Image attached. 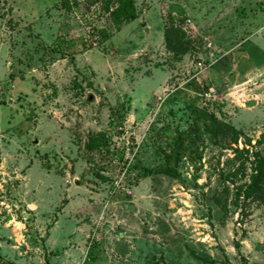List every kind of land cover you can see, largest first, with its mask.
Returning <instances> with one entry per match:
<instances>
[{"label":"rangeland","instance_id":"1","mask_svg":"<svg viewBox=\"0 0 264 264\" xmlns=\"http://www.w3.org/2000/svg\"><path fill=\"white\" fill-rule=\"evenodd\" d=\"M104 1L0 0V264H264V0Z\"/></svg>","mask_w":264,"mask_h":264},{"label":"trees","instance_id":"2","mask_svg":"<svg viewBox=\"0 0 264 264\" xmlns=\"http://www.w3.org/2000/svg\"><path fill=\"white\" fill-rule=\"evenodd\" d=\"M113 6L111 9L110 7ZM103 9L108 11L110 17L115 21H127L134 17L133 12V2L132 0H105ZM179 29L174 28L172 25L166 26L164 29L163 38L165 41V46L168 50H171L178 44L180 40ZM175 39V40H173ZM173 42V43H172ZM172 43V44H171ZM184 51V47H180V52ZM254 163L250 165V172L248 174V181L241 186L235 187V199L241 195L243 199L256 198L257 194L261 195L262 186L261 183L264 180V169L262 167V162L256 159L257 153H254ZM238 201L235 200V203ZM235 248L238 250V244L235 243Z\"/></svg>","mask_w":264,"mask_h":264},{"label":"built area","instance_id":"3","mask_svg":"<svg viewBox=\"0 0 264 264\" xmlns=\"http://www.w3.org/2000/svg\"><path fill=\"white\" fill-rule=\"evenodd\" d=\"M209 46V45H208ZM196 73L198 72V69L201 70V64L202 62L200 60H196ZM215 92L214 90H204L202 92L199 93V97L200 99L202 100H210V99H213L215 98Z\"/></svg>","mask_w":264,"mask_h":264},{"label":"crops","instance_id":"4","mask_svg":"<svg viewBox=\"0 0 264 264\" xmlns=\"http://www.w3.org/2000/svg\"><path fill=\"white\" fill-rule=\"evenodd\" d=\"M248 42V41H247ZM244 70V69H243ZM243 70L240 71V73L242 74L243 73Z\"/></svg>","mask_w":264,"mask_h":264}]
</instances>
